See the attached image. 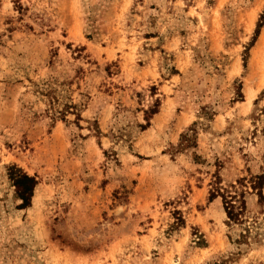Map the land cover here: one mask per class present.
Instances as JSON below:
<instances>
[{"label":"rangeland","instance_id":"rangeland-1","mask_svg":"<svg viewBox=\"0 0 264 264\" xmlns=\"http://www.w3.org/2000/svg\"><path fill=\"white\" fill-rule=\"evenodd\" d=\"M263 12L0 0V264H264ZM9 165L37 180L27 209ZM216 176L244 192L245 239L209 201Z\"/></svg>","mask_w":264,"mask_h":264},{"label":"trees","instance_id":"trees-1","mask_svg":"<svg viewBox=\"0 0 264 264\" xmlns=\"http://www.w3.org/2000/svg\"><path fill=\"white\" fill-rule=\"evenodd\" d=\"M264 22V12L260 15V18L256 24V29L254 31L253 41H255L256 37L258 36L259 29L262 27ZM245 66V65H244ZM176 73V71L174 72ZM157 101L154 105L149 108L148 111H144L145 120L147 121L149 116L154 115L157 112ZM76 110V106L72 104H65L64 108L60 111H53L51 114V118H60L64 119L66 113H70L71 111ZM77 119L79 115H76ZM148 123V122H147ZM189 136L183 135L182 136V143L179 145V149L187 148L189 142ZM6 176L7 180L9 181L10 186L13 188L14 197L16 200L20 201V204L17 206L18 209H27L31 206V200L34 194V190L37 186V180L35 177L28 175L22 169L17 167L16 165H9L6 167ZM251 189L256 191V195L258 196L260 201H264L262 196V188L264 187V173L261 175H256L250 178ZM220 182L218 181V177L216 176V181L214 182V186L209 192V201H212L215 198H220L223 210L226 215V224L227 225H238L242 226L244 234H240L242 239H245L247 236L250 235L251 231L256 229L257 226L249 227L244 224V218H246L247 214V207L244 192L237 191V188L234 185H229V188L232 189L228 191L225 188L219 186ZM237 185L243 186L242 183L237 181ZM232 192V193H231ZM197 244L204 245V240L201 237H197L196 239ZM213 264H221V263H213Z\"/></svg>","mask_w":264,"mask_h":264}]
</instances>
